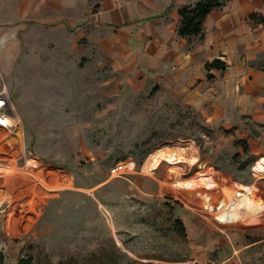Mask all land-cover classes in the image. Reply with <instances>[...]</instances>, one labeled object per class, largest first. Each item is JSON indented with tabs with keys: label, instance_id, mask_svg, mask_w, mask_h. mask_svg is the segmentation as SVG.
<instances>
[{
	"label": "rangeland",
	"instance_id": "374dc122",
	"mask_svg": "<svg viewBox=\"0 0 264 264\" xmlns=\"http://www.w3.org/2000/svg\"><path fill=\"white\" fill-rule=\"evenodd\" d=\"M97 2L0 0V91L16 120L0 129V264H264L262 161L254 173L236 152V129L122 89L83 36ZM246 185L242 218L217 222L211 208Z\"/></svg>",
	"mask_w": 264,
	"mask_h": 264
},
{
	"label": "crops",
	"instance_id": "0c3cea01",
	"mask_svg": "<svg viewBox=\"0 0 264 264\" xmlns=\"http://www.w3.org/2000/svg\"><path fill=\"white\" fill-rule=\"evenodd\" d=\"M197 1L98 0L87 6L83 36L122 89H155L210 127L236 129L245 147L236 152L257 161L254 172L264 159V26L250 17L264 16V0H222L206 18L203 37L188 40L178 33L179 11ZM215 61L224 68H209ZM246 187L254 199L256 187Z\"/></svg>",
	"mask_w": 264,
	"mask_h": 264
},
{
	"label": "built area",
	"instance_id": "2783aa9c",
	"mask_svg": "<svg viewBox=\"0 0 264 264\" xmlns=\"http://www.w3.org/2000/svg\"><path fill=\"white\" fill-rule=\"evenodd\" d=\"M15 117L13 116V108L11 105V99L8 93L4 90L0 91V129H11L15 127ZM257 167V166H256ZM254 169V173H259L257 169ZM127 165H116L110 170V174L114 178L125 176ZM252 190L249 187H241L237 191H234L230 199L219 202L216 208H211L212 213L215 215V220L221 224H230L240 220L243 215L244 207L240 205L241 201L248 198L250 199ZM223 204H225L223 206ZM246 204V203H245ZM253 217L262 214V211L257 208L256 211L251 212ZM219 214V215H218ZM229 215H234L229 219Z\"/></svg>",
	"mask_w": 264,
	"mask_h": 264
},
{
	"label": "trees",
	"instance_id": "16d2710c",
	"mask_svg": "<svg viewBox=\"0 0 264 264\" xmlns=\"http://www.w3.org/2000/svg\"><path fill=\"white\" fill-rule=\"evenodd\" d=\"M223 6L222 0H198L194 5L183 7L179 11L180 24L178 33L181 37L191 40L203 37V25L206 18L214 11ZM251 20L264 26V16L253 14ZM209 68L223 69L224 64L215 61ZM16 264H41L34 261L31 255H20ZM45 264H53L46 262ZM61 264V263H58Z\"/></svg>",
	"mask_w": 264,
	"mask_h": 264
},
{
	"label": "bare ground",
	"instance_id": "6f19581e",
	"mask_svg": "<svg viewBox=\"0 0 264 264\" xmlns=\"http://www.w3.org/2000/svg\"><path fill=\"white\" fill-rule=\"evenodd\" d=\"M176 150V151H175ZM173 151H175V152H173ZM170 153H175V154H170ZM179 156H181V151H180V148L178 147V148H174L173 150L171 149V150H169V154H168V157H170V158H172V159H175V157H179ZM163 157H165V156H163ZM262 161V165L264 166V159H262L261 160ZM231 197V196H230ZM224 206V205H223ZM219 215V214H218ZM234 217V215H229V219H231V218H233Z\"/></svg>",
	"mask_w": 264,
	"mask_h": 264
}]
</instances>
